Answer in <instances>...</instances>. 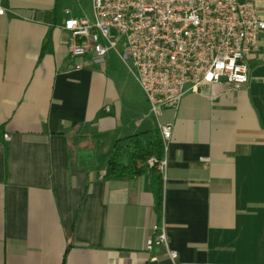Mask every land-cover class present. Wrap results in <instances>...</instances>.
<instances>
[{
	"label": "crops",
	"instance_id": "1",
	"mask_svg": "<svg viewBox=\"0 0 264 264\" xmlns=\"http://www.w3.org/2000/svg\"><path fill=\"white\" fill-rule=\"evenodd\" d=\"M252 1L264 20V0ZM0 9V264H264V31L245 57L246 85L189 89L155 116L107 57L71 55L61 0ZM165 124L159 212L143 162L106 173L121 145ZM161 220L167 246L149 251Z\"/></svg>",
	"mask_w": 264,
	"mask_h": 264
},
{
	"label": "built area",
	"instance_id": "2",
	"mask_svg": "<svg viewBox=\"0 0 264 264\" xmlns=\"http://www.w3.org/2000/svg\"><path fill=\"white\" fill-rule=\"evenodd\" d=\"M62 29L70 34L75 58L104 61L115 50L144 92L150 114L158 116L178 108L189 89L222 81L232 89L246 85L245 57L256 47L264 20L252 0H92L91 18L66 17ZM160 134L163 156L143 163L163 176L172 125H162ZM153 234L147 250L167 246L163 220ZM170 256L175 260L177 253Z\"/></svg>",
	"mask_w": 264,
	"mask_h": 264
},
{
	"label": "trees",
	"instance_id": "3",
	"mask_svg": "<svg viewBox=\"0 0 264 264\" xmlns=\"http://www.w3.org/2000/svg\"><path fill=\"white\" fill-rule=\"evenodd\" d=\"M163 153V142L160 132L153 133L149 140L143 138L131 139L115 151L109 161L106 175L109 178H120L127 174L137 173L141 170L138 167L139 161L144 162L152 155L160 158ZM150 173L155 204L159 212H162V175L156 168H151Z\"/></svg>",
	"mask_w": 264,
	"mask_h": 264
},
{
	"label": "rangeland",
	"instance_id": "4",
	"mask_svg": "<svg viewBox=\"0 0 264 264\" xmlns=\"http://www.w3.org/2000/svg\"><path fill=\"white\" fill-rule=\"evenodd\" d=\"M65 10H68L70 13L66 14ZM83 15L89 16L90 18L92 17V0H61L62 17H82ZM96 65L101 66L103 64L96 63ZM104 65L107 67L109 66V69L112 71H117L118 77L121 79H125L127 77L134 78L128 70L126 64L121 60L115 50H110Z\"/></svg>",
	"mask_w": 264,
	"mask_h": 264
},
{
	"label": "water",
	"instance_id": "5",
	"mask_svg": "<svg viewBox=\"0 0 264 264\" xmlns=\"http://www.w3.org/2000/svg\"><path fill=\"white\" fill-rule=\"evenodd\" d=\"M93 162V153L92 152H82L80 153L79 165L81 167H89Z\"/></svg>",
	"mask_w": 264,
	"mask_h": 264
}]
</instances>
